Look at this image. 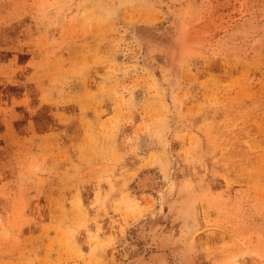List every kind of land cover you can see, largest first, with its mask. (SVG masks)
<instances>
[{
    "label": "rangeland",
    "instance_id": "obj_1",
    "mask_svg": "<svg viewBox=\"0 0 264 264\" xmlns=\"http://www.w3.org/2000/svg\"><path fill=\"white\" fill-rule=\"evenodd\" d=\"M134 262L264 264V0H0V264Z\"/></svg>",
    "mask_w": 264,
    "mask_h": 264
},
{
    "label": "bare ground",
    "instance_id": "obj_2",
    "mask_svg": "<svg viewBox=\"0 0 264 264\" xmlns=\"http://www.w3.org/2000/svg\"><path fill=\"white\" fill-rule=\"evenodd\" d=\"M147 178V177H146ZM148 179V178H147ZM143 181H145V179L143 178V180L141 181V182H143ZM192 256V255H191ZM258 257H259V259H262V257H261V255H257ZM179 259V258H178ZM258 259V258H257ZM260 261H262V260H260ZM185 262V261H184ZM188 262V261H187ZM186 262V263H187ZM186 263H184V264H186ZM133 264H141V262H134ZM189 264V263H188ZM191 264V263H190Z\"/></svg>",
    "mask_w": 264,
    "mask_h": 264
}]
</instances>
